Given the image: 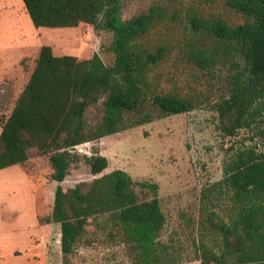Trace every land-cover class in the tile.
Wrapping results in <instances>:
<instances>
[{
    "label": "trees",
    "instance_id": "1",
    "mask_svg": "<svg viewBox=\"0 0 264 264\" xmlns=\"http://www.w3.org/2000/svg\"><path fill=\"white\" fill-rule=\"evenodd\" d=\"M125 0H23L36 28L77 27L88 23L96 32L113 33L115 59L107 64L96 52L89 58L55 54L41 46L28 82L7 117L0 116V170L19 165L35 174L29 151L47 158L50 178L58 182L41 225L60 226L64 264L81 244L98 240L119 244L129 264H182V246L162 239L167 215L159 185L135 181L121 168L109 172L107 156L98 148L80 153L78 146L153 120L195 109L190 96L166 91L151 71L169 54L167 45L146 49L142 38L167 16L154 4L130 18L122 16ZM246 20L231 25L221 17L194 16L192 30L213 38L200 48L188 44L187 60L203 70L225 75L215 103L218 128L236 137L264 112V0H227ZM225 68V69H224ZM102 109L93 121L89 107ZM220 191L229 193L226 216L210 210L205 217L216 234L214 245L203 240L195 250L200 264H264V151L254 145L231 146ZM84 160L94 178L66 188L72 167ZM152 191L142 198L136 187ZM212 191V189H211ZM93 227V229H92Z\"/></svg>",
    "mask_w": 264,
    "mask_h": 264
},
{
    "label": "rangeland",
    "instance_id": "2",
    "mask_svg": "<svg viewBox=\"0 0 264 264\" xmlns=\"http://www.w3.org/2000/svg\"><path fill=\"white\" fill-rule=\"evenodd\" d=\"M154 4L164 5L167 16L141 41L146 49L164 44L170 51L151 71V77L166 91L195 98L197 107L80 145L78 150L90 154L98 148L109 159L105 172L121 168L135 181L157 183L168 220L162 239L183 247L182 264H200L195 256L198 243L206 240L214 245L217 239L205 219L207 212L216 210L226 216L230 204L229 193L220 191L218 182L223 179L225 162L232 155L231 146L254 145L264 151V112L238 136H223L218 128L215 103L223 90L225 75L215 69H201L187 60L182 50H187L191 43L203 48L213 42L211 36L192 30L194 16L221 17L231 25H238L246 20L242 13L229 6L227 0H125L122 16L133 17ZM112 40V32H96L88 23L77 27L36 28L23 0H0V116L10 114L15 99L29 80L42 45H51L55 54H72L81 59L98 52L105 63L112 64L115 59ZM94 106L89 107V115L96 121L102 117V109ZM29 155L36 172L57 183L50 178L52 169L47 158L36 148ZM7 169L0 173V181L17 180L20 172L27 174L17 165ZM93 178L89 166L82 160L72 167L63 186L73 187ZM136 189L142 198L153 196L148 188L137 186ZM14 198L12 193L0 196L2 243L9 240L11 233L16 242L26 240L25 214L15 212ZM27 224H30L29 218ZM60 236V227H55L49 237L48 264H64ZM70 264H129V261L121 245L107 244L100 239L93 245L81 244L71 256Z\"/></svg>",
    "mask_w": 264,
    "mask_h": 264
},
{
    "label": "crops",
    "instance_id": "3",
    "mask_svg": "<svg viewBox=\"0 0 264 264\" xmlns=\"http://www.w3.org/2000/svg\"><path fill=\"white\" fill-rule=\"evenodd\" d=\"M7 168L1 169L0 173L7 171ZM20 173L21 177L17 180L1 179L0 196L4 193L14 195L15 212H19L20 215L25 214L23 229L27 236L26 240L23 239V243H20V241L16 242L11 233L7 242H0V264H48L49 237L52 230L60 226L57 223L41 225L38 216L47 215L50 212L58 182L53 184L47 177L37 172L35 174ZM28 218L29 225L27 224ZM0 221H2V215ZM36 230L38 234L33 233Z\"/></svg>",
    "mask_w": 264,
    "mask_h": 264
}]
</instances>
